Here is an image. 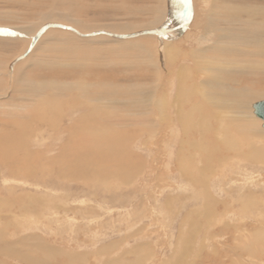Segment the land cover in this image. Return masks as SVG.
<instances>
[{"label": "rangeland", "instance_id": "rangeland-1", "mask_svg": "<svg viewBox=\"0 0 264 264\" xmlns=\"http://www.w3.org/2000/svg\"><path fill=\"white\" fill-rule=\"evenodd\" d=\"M263 1L190 0L188 4L185 0H0V28L15 30L14 36H6L0 31V264H264V163L249 168L242 166L240 170L226 165L220 169L219 164L213 162L214 168L207 170L214 176L209 181L213 198L208 199L209 211L205 215L198 208L203 199L198 202L193 197V188L185 184L184 177L178 176L174 166L177 150L169 139L171 128L176 126L174 117L167 116L168 121L163 122L166 124L160 126L162 118L156 124L146 120L147 115L141 113L146 103L157 102L162 84H167L165 90H171H166L170 91V99L175 94L177 82L165 71L163 61L173 49L184 55L181 65L188 73L197 72L194 64H200L201 60L195 62L191 53L217 40L213 34H208V23L224 27V19L233 15L236 8L248 10L264 6ZM232 5L234 9H231ZM52 12L60 16L51 19ZM171 14L173 18L169 24ZM63 16L67 18L66 22ZM186 17L189 19L185 29L178 34V25ZM52 21L55 25L48 24L51 27L48 34L45 31L36 34L41 26ZM25 25L33 27L35 33L15 29ZM154 25L158 28L152 27ZM81 28L88 32L84 34ZM106 29L122 33V36ZM103 35L109 40L86 42L81 39ZM30 40L35 41L34 48L28 47ZM121 40L126 41V45L118 43ZM165 42L173 44L167 51ZM178 42L181 43L174 47ZM140 43L152 48L150 57L142 55ZM67 44L71 45H68L69 49ZM73 49L77 51L73 52ZM24 51L25 57L16 63L18 67L15 65L11 80L9 68ZM159 67L165 75L162 80L158 77ZM169 76L172 77L170 81ZM239 78L240 82L258 81L264 86V74H242ZM81 80L91 81L90 84L97 82L99 90L102 82L112 85V89L118 86L115 91L121 94L117 92L118 97H114L126 101V107L117 101L112 108L115 123L108 129L111 131L108 140L99 136H95L99 138L97 141L86 137L95 147H83V143L79 147L69 134L58 144V138H52L50 129L43 132L44 139L37 136L38 132L29 133L31 127L27 128L22 122L26 124V109L44 107V103L40 104L43 93L38 92L41 86L39 91L45 90L46 100H54L50 119L64 114V118H59L60 123L56 121L59 128L81 122L79 125L87 135L89 132L96 135L99 127L104 128L100 124L103 120H96L93 113L95 119L90 114L86 119L74 122L68 118L69 101L83 95L79 86L75 89L76 85L72 84L86 83ZM76 90L82 93L79 97ZM50 91L53 92L50 94ZM167 92L163 93L165 97ZM64 93L72 95L64 96ZM149 98H152L150 102L147 101ZM133 102L138 107H134ZM168 110L172 114L174 106L169 105ZM153 116V113L149 114V117ZM253 118L262 121L254 114ZM52 124L50 122V126ZM5 137L11 141L6 150L1 146ZM111 139L120 142L121 157H129H125L126 161L116 158L111 165L99 169L96 161L102 159L98 155L113 149L108 143ZM260 143L258 140L257 144ZM27 155L31 162L34 159V168L39 170L33 172L35 177L31 179L26 177L30 172L22 171L28 167ZM82 155H95L94 163L87 164V168L81 166L79 157ZM42 166H47L48 171ZM29 167L32 169L31 165ZM26 214L35 218L26 220ZM15 231V236L19 235L9 237L8 234Z\"/></svg>", "mask_w": 264, "mask_h": 264}, {"label": "bare ground", "instance_id": "bare-ground-1", "mask_svg": "<svg viewBox=\"0 0 264 264\" xmlns=\"http://www.w3.org/2000/svg\"><path fill=\"white\" fill-rule=\"evenodd\" d=\"M234 8H235V6H233L231 9H234ZM236 9L237 10L234 11L233 15L228 17L226 20L224 19V23H226L224 27H216L213 24L208 23V30H209L208 34H210V36L213 34L214 37H217V40H215L213 42V44H211L210 46H208V45H207V47L201 46V48H199L198 51H194L193 53H191L192 55H190V57L192 56V58L196 59L195 62L197 61V59H198V61L201 60L200 64H197V63L194 64L196 66L197 72H194L193 74L190 72L188 73L186 67H183L181 65L182 57L184 55H182V53H179L178 51H175L173 49V53L171 55H169L168 57H166L163 61H165V65H166L165 71H167L171 76H173V78H175V81L177 82V83L174 82L177 84V88L175 87L176 92L173 95L174 98L173 97H172V99L169 98L168 93L171 90L167 89V88H166V90H170V91L167 92L165 90L164 86L167 85L165 83L166 85L162 84L161 90L158 91L160 96L158 97L157 102H153L154 104H152V102H150L152 100V98H151V100L149 98V99H147V101L150 100L149 101L150 103L149 104L146 103V106L142 107V109H141V113L147 115L146 120H149V122L155 121L156 124L157 123L159 124V122H160L159 120L162 118L163 121L160 124V126H163V124H166L163 122L168 121L167 116L172 115L174 117L176 129H175V127L171 128L172 134H171V137L169 138L170 142L171 141L173 142V145L177 150V159H176V163L174 166L177 167L176 172H177L178 176H180L181 178L184 177L182 180H184V179L186 180V181H184V182H186L185 184H187L191 188H193V192L195 193V195L193 197L197 198L198 202H199V200L201 201L203 199V201L201 202L202 206H198V208L200 210L202 209V211L205 215L209 211L208 210L209 209L208 208V203H209L208 199L212 200V198H213V196L211 195L212 194L211 191H213V190H209V188H210L209 181H210V178L212 180V178L214 176L212 177V175L207 173V170L211 169L212 166L214 168L213 162L216 165L219 164L220 169L223 168L224 165H226V166L233 167V169L237 167L240 170H241L242 166L244 168H246V167L249 168V167H254L255 165L258 166L259 164H257V163H260V164L264 163V129H262L263 126L261 127V125H260L263 120L260 118L262 121H259L258 119H257L258 120L257 121L255 118H253V114L255 116L253 104L259 100H264V98H262V97H264V86H261L258 81L252 82V83L240 82L241 79L239 78V75H242V74H249V75L264 74V6L250 8L248 10L242 9L241 7L240 8L238 7ZM161 12H162V10H161ZM165 14H166V9L164 11V14L162 15L163 20L165 19L164 18ZM173 14H174V12H173ZM173 14H171V17L169 18L170 20L168 19L169 24L173 18ZM50 16H51L50 18L52 19L55 16H57V17L60 16V14L52 12V14ZM195 16H196V14H195ZM63 17H64V21H65L66 16H63ZM188 19H189V17H186V20L182 21V23H180L178 25V26H180V30L179 29H178V31L176 30L177 33L182 32L183 29H185L184 25ZM61 20H63L62 17H61ZM256 20H258V21H256ZM196 22H197V18L194 20V23H196ZM254 22H257L256 23L257 25H255ZM168 23L166 22L165 25L167 26ZM46 24L41 26L36 34L41 35V32H43V31H45V33H47V31L50 30V28H51L50 26H48V24H50L52 26L55 25V23L53 21L50 23H46ZM56 25H58V24H56ZM60 26H62L64 28L74 29L73 27L66 26V25H60ZM156 26L157 25H154L152 27H156ZM78 27H81V26H78ZM144 27H146V26H144ZM149 27H151V26H149ZM185 27H187V26H185ZM205 27H204V29H205ZM157 28H158V26H157ZM159 28H160V26H159ZM174 28H175V26H174ZM202 28H203V26H202ZM13 29L3 27V28H0V31H2V33L4 31L3 34L6 36H14L15 30L13 31ZM15 29H17V30L20 29L21 31L27 32L29 34L35 33L33 31L34 30L33 27H31L30 25L17 27ZM81 29L83 32H85L84 34H86L88 32L86 28H81ZM106 31H108L109 33L111 32L114 35H117L119 37L122 36V33L116 34L110 30H107V29H106ZM45 33H44V35H45ZM177 33H175V34H177ZM64 34L66 37V33H64ZM67 34H69V32ZM35 35H34V37H35ZM61 35H62V33H61ZM124 35H125V33H124ZM81 39L86 41V42L97 41L98 39H100V40L101 39H108L109 40L108 36L106 37L104 35L98 36V37H87V38L85 37V38H81ZM203 39H208V38L206 36H203ZM15 41H17V40H15ZM34 42L35 41L30 40L28 43V47H29V45L30 46L32 45V47L34 48L36 45V43H34ZM68 42H70V41H68ZM118 43H122V44L126 45V41L121 40V41H118ZM180 43L181 42L175 43L174 47L179 45ZM71 44H72V46L70 44H67V46L69 45L73 48L74 44L73 43H71ZM171 44L165 42V46L164 45L163 46L166 49V51H167V49L169 50V47L171 46ZM135 45H136V43H135ZM135 45H133V46H135ZM69 46L67 49H69ZM157 46H159V45H157ZM136 47H137V45H136ZM138 47H140V49H141L140 51L142 52V55H144V57L148 58L151 56L150 51L152 48L150 49L144 43L143 44L140 43ZM65 49L66 48H64V50ZM171 50H172V48H171ZM25 51L22 53V55H20V57L18 56L17 59L15 58L16 60L14 59V62L11 64V67L9 68V72L11 74L9 73L8 75H9L11 80L14 78V75H15V71H14L15 65L17 66L18 64H16V63H18L20 61V59H23L25 57V56H23L25 54ZM74 51L75 50L73 49V52ZM76 51H77V49H76ZM164 52H162V53H164ZM67 53H69V51ZM77 53H76V55H77ZM73 54H71V55H73ZM166 54H168V52ZM64 57H65V54H64ZM194 59H191V60H194ZM159 60L160 59H158V61ZM78 62H80V61H78ZM160 68L161 67H159V71H158L160 73V75L158 77H159V80L160 79L162 80L164 73H162L163 70H161L162 68L161 69ZM189 70H191V69H189ZM198 71L200 73H198ZM171 76L168 77L169 81H170V78H172ZM197 78L200 80L198 81ZM78 79H79V76H78L77 80ZM94 80H98V79L95 78ZM166 80H168V79H166ZM43 81L45 82V80H43ZM81 81H86V80H81ZM104 81H106V80H104ZM90 82L87 83V81H86V83L77 82V84H72V86L76 85L75 89L78 88V86H79V88H80L79 91L82 90L81 92H83V95L80 96L81 92L79 93V91L76 90L79 93V95L77 97H79V96L80 97L75 98L73 95V98H75L74 101H69L70 104H68L69 105V110H68L69 116H68V118L74 122L78 119H81V120L83 118L86 119L89 114L92 116L94 114V116L97 118L96 120H103L100 122V124H102L104 127V128L99 127L98 130H96V132H95L96 135L93 133H90V132H89V135H87L83 126L79 125L81 122L79 124L78 123H72L71 126H68V127L64 126L62 129H61V127L59 128V124H57V122L60 123L59 118L60 119L64 118V114H62L61 117H59V115H58L55 119H52V120L50 119L52 117L51 114L53 113L52 110L54 109V107L52 106L51 103H53L54 100L52 99L53 100L52 101L49 98H48V100H46V96H45L46 94L44 92L45 90L39 91V88H41L42 86L38 88V92L40 93L42 91V93L45 94V95L42 94V96H44V99H42L40 102V104L44 103V107L40 106L41 109H37L35 107L29 109L28 106H26L28 108V109H26L27 113L24 116L26 119V124H25V122H22V124L24 123V125H26L27 128L31 127L30 128L31 130L29 131V133H31L32 135H34V133L38 132L37 136H40V138H43L42 137L43 132L50 129L49 131H51L50 134L52 135V138L53 137H54V139L56 137L58 138V139H56L59 142L58 144H61V142H63V139L67 134H69V137H71L70 139H72L73 143H75V144L77 143L79 145V147H82L83 144H84L83 147L86 145L93 147L94 143L92 142L91 144H89L88 139H90V138H86V137L95 138V136L96 137L99 136V137H102L100 139H105L107 141L110 134H111V131H109L110 125L112 126L113 122L115 123V118L113 116L114 112H112V108L115 107V103L117 101H118L117 103H122L124 106L126 105V101L116 100V97H118L119 93L121 94L120 91H118V90L115 91V88L118 86H116L114 89H112V87H111L112 85L109 86L108 83L102 82V84H101L102 88H101V90H99L100 87L97 88L98 87L97 82H96L97 84L96 83L90 84ZM108 82L110 83V81H108ZM11 83H12V81H10V83H9L10 84L9 88L12 87ZM53 83H54V81H53ZM20 84L22 85L23 83H20ZM60 84H61V82H60ZM60 84H59V86H60ZM168 84L170 85V83H168ZM35 85L36 84H34V86ZM68 86H69V84H68ZM46 87H44V88H46ZM30 89H32V88H30ZM47 90L48 89H46V91ZM49 90H51V89H49ZM68 90H70V89H67V91ZM71 90H74V89H71ZM67 91H65V92H67ZM34 92H36V91L34 90ZM51 92H53V91H50L48 93L51 94ZM55 92L56 91L54 90V93ZM117 92H118V95L116 96L115 94ZM142 92H140V94H144L146 92V90H144V93H142ZM164 92H167V95H168L167 97H165V94H163ZM26 93H27V91H26ZM68 94H71V93H68ZM68 94L64 93V96L68 95ZM146 94L148 95L147 92H146ZM22 95H24V94H22ZM58 95L60 96V94H58ZM2 96H4V95H2ZM39 96H38V98H39ZM54 96H56V98H54V99H57V95H54ZM114 96H116V97H114ZM122 96H123V94H122ZM27 97H29V96H27ZM61 97L63 98V96H61ZM0 98H1V95H0ZM256 99H259V100L254 101ZM58 100H59V98H58ZM61 100H63V99H61ZM43 101H45V102H43ZM143 101H144V99H143ZM30 104H31V102L29 103V105ZM34 104L36 105V103H34ZM58 105L59 104L55 105V107ZM61 105H62V103H61ZM135 105L133 102V106L138 107V105H136V106ZM169 105L174 106V110H173L174 112H172V114H170V112L168 110ZM11 106H12V104H10V107ZM13 106H14V104H13ZM38 108H39V106H38ZM15 109L16 108H14V110ZM14 110H13V112H14ZM151 113H153L155 116L149 117V114H151ZM7 115H9V114H7ZM20 115H21V113H20ZM5 116H6V114H5ZM94 116H93V118H94ZM123 118H122V120L126 121V117H123ZM4 119H5V117H4ZM35 122H38V124L36 125ZM50 122L53 123L52 126H50ZM16 123H18V122L16 121ZM62 124L65 125L64 123H62ZM122 124H125V122H123ZM24 127H22V128H24ZM53 132H57V133H53ZM23 133H20V134H23ZM15 135L20 137L19 135H17V133H15ZM82 137L84 138L83 139L84 141L81 139ZM4 139H6V137ZM7 139H8V137H7ZM7 139H6V141L4 140L5 142L2 141V143H1L2 148H4L5 150L9 148V146L7 148V145L10 144V142H11ZM70 139H69V141H70ZM94 140L97 141V140H99V138H95ZM258 140H261L262 143L257 144ZM108 143L110 144V146L111 145L113 146V149L110 148V150L108 152H105L104 154L101 152L102 154L98 155V157L100 156L99 158L102 159V161L101 160L96 161L97 167H98V165L100 166L99 169H101V167H104L105 165H109L112 162L114 163L116 158L118 159L117 161H119V160L123 161L125 159V157L127 156L126 155L124 157H121V156H123L121 154V153H123L122 152L123 150L121 149V147L119 145L120 142L118 143V142L114 141L113 139H111ZM94 147H95V145H94ZM116 150L117 151L120 150L119 153H116ZM124 150H126V149H124ZM8 154H6V155H8ZM124 154H125V151H124ZM4 156H5V154H4ZM94 156L95 155H91V156L82 155V156H80L79 160L81 162V166H84L85 168H87V166H88L87 164H89V163L93 164L95 161ZM128 157L129 156H127V158ZM26 159H27L26 164L28 162V167H25L26 170L23 169L22 171L27 172V173H29V172L32 173V174L29 173V175H26V177L31 179V177H35L34 176L35 173H33V172H38L39 170H38V168L37 169L34 168V166L36 167V162L35 163L33 162L34 159H32V162H31L28 155H27ZM126 159H125V161H126ZM23 164H24V162H23ZM29 165L32 166V169H30ZM65 165H66V161L64 162V166ZM23 166H25V165H23ZM259 166H263V165H259ZM95 168H96V166H95ZM43 169H46V170H44L46 172L48 171L47 166L43 167ZM218 171H220L219 168H218ZM118 173H119V171H118ZM246 173H248V172H246ZM247 175H249V174H247ZM221 176L222 175H220V177ZM45 181H43V183H45ZM240 212L243 213L244 211L240 210ZM26 213H28V212H26ZM26 215H27L25 217L26 220H29L31 217L35 218V217H33L32 214H26ZM7 226H5V227H7ZM18 227L20 228V225H18ZM1 233H2V231H1ZM8 235H10L9 237H17L19 235V233H17V236H15L16 235V231H15L13 233L10 232ZM23 257H24V255H23Z\"/></svg>", "mask_w": 264, "mask_h": 264}, {"label": "water", "instance_id": "water-1", "mask_svg": "<svg viewBox=\"0 0 264 264\" xmlns=\"http://www.w3.org/2000/svg\"><path fill=\"white\" fill-rule=\"evenodd\" d=\"M254 113L256 116L263 120L262 126L264 127V100H259L253 104Z\"/></svg>", "mask_w": 264, "mask_h": 264}, {"label": "snow or ice", "instance_id": "snow-or-ice-1", "mask_svg": "<svg viewBox=\"0 0 264 264\" xmlns=\"http://www.w3.org/2000/svg\"><path fill=\"white\" fill-rule=\"evenodd\" d=\"M185 3H188V4H190V0H185Z\"/></svg>", "mask_w": 264, "mask_h": 264}]
</instances>
